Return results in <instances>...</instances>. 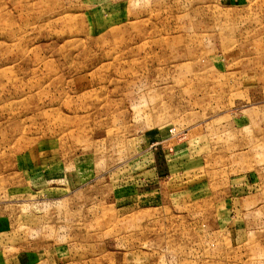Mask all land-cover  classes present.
Wrapping results in <instances>:
<instances>
[{"label": "rangeland", "instance_id": "obj_1", "mask_svg": "<svg viewBox=\"0 0 264 264\" xmlns=\"http://www.w3.org/2000/svg\"><path fill=\"white\" fill-rule=\"evenodd\" d=\"M0 264H264V0H0Z\"/></svg>", "mask_w": 264, "mask_h": 264}, {"label": "crops", "instance_id": "obj_2", "mask_svg": "<svg viewBox=\"0 0 264 264\" xmlns=\"http://www.w3.org/2000/svg\"><path fill=\"white\" fill-rule=\"evenodd\" d=\"M161 136V134H160ZM157 143V142H156ZM170 152V151H169ZM182 154H179V153ZM188 152V151H186ZM184 152V150H180L178 146L174 147L173 150V154H170V157L172 158H168L165 159L166 163H167V169L169 170L168 176H178V174H183V173H187L188 170H192L195 169L194 164V158L189 156L188 153ZM177 153V154H176ZM184 153H186V156ZM176 154V156H175ZM151 166V164H150ZM181 168H184L183 170H179ZM191 168V169H189ZM153 169H154V176H152L150 179H146L143 180L144 183L142 182H136L134 183L133 188H131L130 186L131 183H126V187L129 186L127 189L130 191V193H132L131 191L134 190L135 192V203H139L140 205H146L149 207H160L163 204V200H164V194H163V190L164 187L166 185H168L167 181H163V179L167 178L162 176V172H160L157 163L154 162L153 163ZM178 169V170H177ZM142 181V180H141ZM194 179H190L189 177L186 178V180H182L183 185L182 187H189L194 185L193 183ZM190 197V196H188ZM204 197V196H203ZM124 202H119L117 200V198L115 197L113 200L115 201L116 204H125L126 201L124 198H121ZM120 199V200H121ZM117 201V202H116ZM127 206V205H126Z\"/></svg>", "mask_w": 264, "mask_h": 264}]
</instances>
